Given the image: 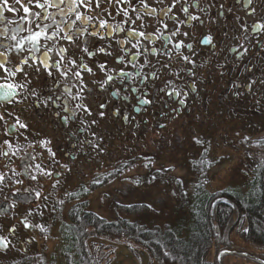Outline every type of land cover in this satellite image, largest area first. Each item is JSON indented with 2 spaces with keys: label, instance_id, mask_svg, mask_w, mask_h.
I'll return each mask as SVG.
<instances>
[{
  "label": "flooded vegetation",
  "instance_id": "af4514ba",
  "mask_svg": "<svg viewBox=\"0 0 264 264\" xmlns=\"http://www.w3.org/2000/svg\"><path fill=\"white\" fill-rule=\"evenodd\" d=\"M145 2L148 8L139 0H101L98 8L91 0L89 9L80 0H8L7 6L0 0V62L8 69H0V85L17 86L3 90L14 92L7 99L0 95V172L7 173L0 184V237L9 242L0 245V264H33L31 246L49 241L55 245L45 264H94L90 237L78 241L85 252L79 257L65 254L70 240L49 233L60 215L92 212L87 200L98 167L154 166L160 151L186 147L199 154L222 120L244 136L264 132V0ZM101 20L107 21L102 29ZM146 97L152 103H141Z\"/></svg>",
  "mask_w": 264,
  "mask_h": 264
},
{
  "label": "trees",
  "instance_id": "16d2710c",
  "mask_svg": "<svg viewBox=\"0 0 264 264\" xmlns=\"http://www.w3.org/2000/svg\"><path fill=\"white\" fill-rule=\"evenodd\" d=\"M258 134L256 130L255 135ZM247 142L251 143L249 139ZM253 145L258 150L253 151L250 163L245 164L244 181L214 191L209 186L208 174L214 170L209 165L216 162L213 143L207 141L199 154L194 152L184 166L183 179L172 177L171 184L175 185L178 195L172 196L177 204L168 219L158 218L160 210L151 209L147 202L125 205L123 217L110 220L87 211L60 215L64 221L60 223L59 233L72 242L65 254L82 257L85 252L78 241L84 236L90 239L101 236L118 239L117 244L127 241L130 248L145 252L150 264H218L215 257L211 260L208 257L211 252L222 249H245L258 255L249 248L264 247V139L254 141ZM134 164L116 165L106 172L102 167L96 168L94 188L107 186ZM168 170L171 169L160 166L158 174ZM156 173L149 168L143 177L147 182L156 180ZM216 200L220 202L214 207ZM149 216H155L156 220L152 217L147 220ZM233 236L240 238L242 245L237 246ZM84 259L87 262L86 256Z\"/></svg>",
  "mask_w": 264,
  "mask_h": 264
},
{
  "label": "rangeland",
  "instance_id": "374dc122",
  "mask_svg": "<svg viewBox=\"0 0 264 264\" xmlns=\"http://www.w3.org/2000/svg\"><path fill=\"white\" fill-rule=\"evenodd\" d=\"M220 125H222V127H220V132H215L213 134L214 137H212V140L214 141L212 150L215 151L214 153L216 156V162L211 164V166L209 165V167L214 170L212 173H208L210 176L209 186L212 191L230 185L239 184V182L244 181L243 177L247 175L246 172H244L246 169L245 166L247 165L246 163H250L249 160L253 155V151L257 152L256 150H258L257 147H253V142L259 139H264V132L250 137L244 136L239 131L233 129L232 121L230 120H222ZM215 129L218 130V126H215ZM191 134L194 135V133ZM187 137L188 136L185 135L180 136L181 140L184 141ZM248 139L251 141L250 144L247 142ZM186 148L182 151H160L158 157L159 160H155V163L153 164L154 166H144L143 163L139 161L135 163L134 166L126 169L124 174L122 173L121 175L114 177L111 183L107 186L95 189V193L89 200H87L90 202L91 211L104 217V219L107 218L110 220L117 217H123L122 214H124L123 211L125 210L123 206L125 205L147 202L150 203L151 209L160 210V217L158 218L168 219V217L173 216V210L177 204V200L173 202L174 200L172 196H177L178 193L175 185L171 184L172 177L178 176L183 179L182 174L185 173L184 166L188 164L189 159L194 155V152L196 154L197 150L196 149L193 152L191 148ZM145 154L146 152H143V157L152 158L151 155L154 156V153H149L148 156H144ZM102 161L103 159L100 160L99 163ZM156 165L159 166L156 167ZM160 166L171 170H168L164 174H158ZM149 168L156 170L157 173L155 175L156 180L152 179L147 182V179L143 177V175H145V172H147ZM110 169H112V167H105L104 171L106 172ZM161 178H163V180H160ZM137 181H139V183H137ZM150 217L156 220L155 216H149L147 217V220ZM58 223H61L60 218L59 220L50 223L49 234H52L51 236H53L54 240H56L59 235ZM233 239L236 240L237 246L242 245L240 238L233 236ZM116 240L118 239H105V237L101 236L99 239L96 237L92 239L93 245L96 242V246L93 247L95 262L97 260L98 264H150L145 252L140 249L134 250L135 248H130L128 244H126L127 241L117 244ZM51 242L52 241L47 242V247H42L41 244L31 246L33 252V264L46 263L47 254L54 249L53 246L55 245V242ZM42 243H45V240H43ZM250 249L257 253L259 255H257L258 257L264 260V247H250L249 250ZM236 250L245 249L236 248ZM216 253L217 252L215 251L211 252L208 258L211 260L215 257L216 259ZM39 254L44 255L45 259L35 261L36 256ZM106 258L107 261L104 260ZM222 262L223 264H258L252 260L237 256H224Z\"/></svg>",
  "mask_w": 264,
  "mask_h": 264
},
{
  "label": "snow or ice",
  "instance_id": "6c2138e0",
  "mask_svg": "<svg viewBox=\"0 0 264 264\" xmlns=\"http://www.w3.org/2000/svg\"><path fill=\"white\" fill-rule=\"evenodd\" d=\"M19 2H20V0H17V3H19ZM62 2H63V0H62ZM117 2L119 3L120 0H117ZM124 2H127V0H124ZM139 2H140L141 4H143V6H144L145 8H148V5H147V3L145 2V0H139ZM7 3H8V0H4V5H5V6H7ZM80 3H81L82 5H84L85 7L89 8V9L91 8V0H88V3H87V4L85 3V0H80ZM109 3H111V0H109ZM36 6H37V7H40V8H43V7H44V5H41V4H39V3H37ZM51 6H52L51 3H49V4H48V7H51ZM96 7H98V8L101 7V0H96ZM220 7L222 8L223 5H221ZM105 10H106V9H105ZM9 11H12V9L9 8ZM24 11H25L26 13H29V9H28V8H25ZM133 11H136V9L133 8ZM152 11H155V10L153 9ZM184 11H187V9H184ZM253 11H254V10H253ZM109 14L111 15V13H109ZM125 15H127L126 12H125ZM80 18H81V17L78 15V16H77V19H80ZM138 18H139V17H138ZM193 18H194V19H199V17H193ZM105 26H107V21H106V20H101V21H100V24H99V27L102 29V28H104ZM164 27L166 28L167 25L165 24ZM261 27H264V25H262ZM118 30H121V29H119V26H117L116 28H113V29H112L113 32L118 31ZM130 31H131V33H132L133 36H140V37H144V36H145V33H143V32H136L135 30H130ZM40 35H41V33H36L34 36L31 37V39H32L33 41H37V40H38V37H39ZM185 35H187V33H185ZM145 38H146V37H145ZM64 39L69 40V41L71 42L73 38H72V37H69V36H66V37H64ZM181 46H182V42H181V43H178V44L175 45V47H176L177 49H179ZM134 47H138V44H135ZM188 47L191 48V45H188ZM84 51H87V49H84ZM99 51H100V52H104V49H103V48H100ZM245 51H247V49H245ZM64 52H66V49H61V51L58 53V55L61 56V59H63V53H64ZM106 54H110V53H106ZM137 55H139V53H137ZM0 56H4V54H3V53H0ZM5 59H6V57H5ZM183 59H184L186 62L193 63V61H191V60L189 59V57H187V56H184ZM22 63L27 64V60H24ZM38 63H39L40 65H47V58H41V59L39 60ZM71 64H72L73 66H75V61H74V60L71 61ZM165 66H166V65H165ZM100 67H101V69H103V68L105 67V65H101ZM51 68H57V69H59V61H58L56 64H53V65H51V66L48 67V69H47V70H48V75H52ZM0 69H3V71H4L5 73H8V69H7V67H6L5 64L2 63V62H0ZM36 70L39 71V67H37ZM84 70H85V71H89V72L91 71V69H88L86 66L84 67ZM18 71L23 72V68H22V67L19 68ZM10 74L13 75V76L15 75V73H10ZM64 75H65V77H67V73H64ZM74 75H76V76L79 77V76H81V73H80V72H76V73H74ZM122 75H127V74H122ZM107 79H108L109 82H111L112 79H113V77H112V76H108ZM16 87H17V86H16V85H13V84L0 85V95H4V98L7 99V97L13 95L14 92H13V91H8L7 93H4L3 90H4L5 88H6V89H9V90H14ZM18 87H19V88H24L25 85L21 84V85H19ZM173 92H175V89H173ZM173 92H169L168 95H172ZM175 95L179 96L180 93H179V92H175ZM141 103L150 104V103H152V101L149 100V99H147V97H146V98L144 99V101H142ZM181 103H183V101H181ZM101 107L103 108L104 105H101ZM89 112H90V110H89ZM101 115H103V113H102ZM3 119H4L3 115H0V120H3ZM17 123H19V119H18V118H17ZM19 126H20L21 128H27V125H26V124H20ZM160 127H164V125H160ZM196 142H197V143H201V141H199V140H197ZM43 143H47V142H42V144H43ZM5 144H7L9 148H11V143H10L9 141H5ZM13 154H14V153H13ZM4 155L7 156V155H8V152L6 151V152L4 153ZM52 155L55 156L54 153H53ZM36 167L39 168V165H36ZM41 174H42V175L45 174V173L43 172V170H41ZM47 175L50 176V175H52V173L49 172V173H47ZM6 176H7V173H5V172H0V184H2V183L5 181ZM31 178H32L33 180L36 179L35 176H32ZM17 183H20V181H17ZM137 183H139V181H137ZM53 187H55V185H53ZM29 214H31V213H29ZM21 223L24 225L25 228H31V227H34L33 225L28 224V223H27V220H23V221H21ZM35 227H39L40 230H41L42 232L47 231V229H45L42 225H36ZM9 231H10V232H15V228H10ZM0 245H3L5 248H7L8 245H9V242H8L4 237H0Z\"/></svg>",
  "mask_w": 264,
  "mask_h": 264
},
{
  "label": "water",
  "instance_id": "95a60500",
  "mask_svg": "<svg viewBox=\"0 0 264 264\" xmlns=\"http://www.w3.org/2000/svg\"><path fill=\"white\" fill-rule=\"evenodd\" d=\"M220 202V200H217L215 202V204H213L214 206H216L218 203ZM224 256H237V257H242V258H247V259H251L253 261H256L260 264H264V260L261 259L260 257L253 255L250 252L247 251H243V250H222L218 253L217 255V262L218 264H222V258Z\"/></svg>",
  "mask_w": 264,
  "mask_h": 264
}]
</instances>
